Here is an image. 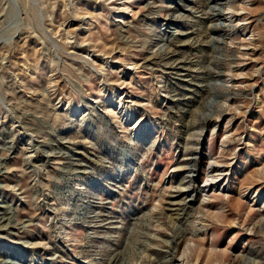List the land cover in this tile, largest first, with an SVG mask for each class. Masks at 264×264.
<instances>
[{
	"label": "rangeland",
	"instance_id": "374dc122",
	"mask_svg": "<svg viewBox=\"0 0 264 264\" xmlns=\"http://www.w3.org/2000/svg\"><path fill=\"white\" fill-rule=\"evenodd\" d=\"M111 2L0 0V264H264V0Z\"/></svg>",
	"mask_w": 264,
	"mask_h": 264
},
{
	"label": "bare ground",
	"instance_id": "6f19581e",
	"mask_svg": "<svg viewBox=\"0 0 264 264\" xmlns=\"http://www.w3.org/2000/svg\"><path fill=\"white\" fill-rule=\"evenodd\" d=\"M108 1H110V0H108ZM112 2H111V4L112 3H115L117 0H111ZM126 1V0H125ZM128 1V0H127ZM128 3V2H127ZM126 2H122V5H124V11H127L130 7L129 6H127V5H125V4H127ZM238 16V15H237ZM227 21H229L230 22V19L228 18L227 19ZM217 161V160H216ZM213 162L208 168H206L207 169V175H208V177H209V179L210 180H217V179H219L221 176H225L224 174H225V171H227L226 170V166H225V164H221V163H217V162ZM218 162H221V161H218ZM227 165V164H226ZM210 191H214V189H213V187H209V186H207V185H204L203 187H202V192L205 194V196H207L206 194L207 193H209ZM179 235V234H178ZM175 238V237H174ZM173 238V245H174V247L177 245V243H176V238L174 239ZM193 248V247H192ZM192 248H190L189 246H187V248H186V252L185 253H187V252H190V250H193ZM174 249V248H173ZM190 254V253H189ZM187 256V255H186ZM182 257H183V255H182ZM183 261V260H182ZM185 261V260H184ZM179 264H186V263H181V262H179Z\"/></svg>",
	"mask_w": 264,
	"mask_h": 264
}]
</instances>
